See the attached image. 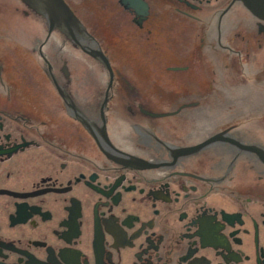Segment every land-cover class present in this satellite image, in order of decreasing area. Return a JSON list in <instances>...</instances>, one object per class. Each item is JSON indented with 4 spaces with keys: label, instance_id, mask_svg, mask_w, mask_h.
<instances>
[{
    "label": "flooded vegetation",
    "instance_id": "af4514ba",
    "mask_svg": "<svg viewBox=\"0 0 264 264\" xmlns=\"http://www.w3.org/2000/svg\"><path fill=\"white\" fill-rule=\"evenodd\" d=\"M8 1L0 264H264V0Z\"/></svg>",
    "mask_w": 264,
    "mask_h": 264
},
{
    "label": "rangeland",
    "instance_id": "374dc122",
    "mask_svg": "<svg viewBox=\"0 0 264 264\" xmlns=\"http://www.w3.org/2000/svg\"><path fill=\"white\" fill-rule=\"evenodd\" d=\"M6 1V0H4ZM8 2H12L11 1H8ZM18 17V16H17ZM13 18V15L11 13V7L8 6L7 3L5 2H2V0H0V35H7L6 32L9 31L10 33L8 35L11 34V32H13V36L14 37H18L19 34L17 33V29L13 28L12 31H10V29L8 28V20L11 19L12 20ZM21 18V17H20ZM16 32V33H15ZM1 47L6 49V51L10 52V47L9 46H6L5 44H1ZM10 59L12 60L11 63H14V59H16V61L19 62L20 67L19 65L16 64V66H18L21 70V72L17 73L18 72V68L17 67H14L15 70H13L14 72V75H15V78L16 79H30L29 75H27L26 73H24V70L25 69V64L23 63V61L20 59V57H18V55H15L13 54ZM256 61V60H255ZM253 57L247 62V65L245 67H243L242 70L238 69L237 71L235 70V76L234 78L235 79H239V80H244V82L246 83V86L243 87V90H242V93H247V96H248V100H249V108H250V111H255V110H264V102L263 100L264 99H261L260 97V100H257L256 98V91H255V87H254V84L253 82H251V72L249 70L252 69V65H253ZM246 63V62H244ZM250 64V67L248 66ZM247 67V68H246ZM249 67V68H248ZM244 68L246 70H244ZM24 69V70H23ZM15 71H16V74H15ZM95 72H93L92 74H94ZM250 78V79H249ZM248 80V81H247Z\"/></svg>",
    "mask_w": 264,
    "mask_h": 264
},
{
    "label": "water",
    "instance_id": "95a60500",
    "mask_svg": "<svg viewBox=\"0 0 264 264\" xmlns=\"http://www.w3.org/2000/svg\"><path fill=\"white\" fill-rule=\"evenodd\" d=\"M23 1L39 4L41 6V8H44L46 10L47 14L50 16V25H53L52 17L55 14L60 13L61 15H64L67 19L70 18V15L67 11V8L65 7V5L62 3L61 0H23ZM242 1L246 2V0H242ZM246 5L250 10L255 12L253 5L248 4V2L246 3ZM93 57L96 59H99L103 64L106 65V67L110 73V78L112 79V73L110 72L107 60L99 53H95Z\"/></svg>",
    "mask_w": 264,
    "mask_h": 264
}]
</instances>
